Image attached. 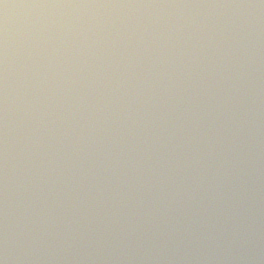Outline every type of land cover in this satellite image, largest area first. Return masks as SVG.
<instances>
[{"label":"water","instance_id":"obj_1","mask_svg":"<svg viewBox=\"0 0 264 264\" xmlns=\"http://www.w3.org/2000/svg\"><path fill=\"white\" fill-rule=\"evenodd\" d=\"M0 264H264V0H0Z\"/></svg>","mask_w":264,"mask_h":264}]
</instances>
